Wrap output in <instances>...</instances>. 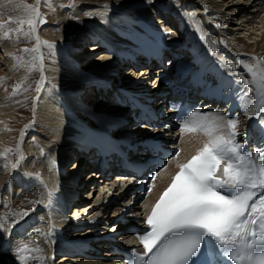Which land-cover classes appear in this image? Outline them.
<instances>
[{"label": "bare ground", "instance_id": "1", "mask_svg": "<svg viewBox=\"0 0 264 264\" xmlns=\"http://www.w3.org/2000/svg\"><path fill=\"white\" fill-rule=\"evenodd\" d=\"M7 1L0 0V5L2 6ZM63 1L65 2L64 5L72 1L77 8L75 7L73 16H67L69 21L66 23V26L62 27L64 22L61 21H56L57 23L55 24H49L50 28L57 27V30L55 29L57 34L51 30L49 34L52 36L50 40H47L37 24V33L39 34L37 36L41 49L40 60L46 75H44L46 81L44 80V85L39 82V85H42L40 87L41 91H35L34 95H39L40 93L38 99L41 98L43 93H51V96L43 103V106L39 103L34 105L32 115L35 120L34 122H31L33 119L25 122L22 133L20 131V138L15 143L16 150L14 149V152L17 151V154L15 158H12L14 162L24 161L30 156V153L34 152L32 150L28 153L25 147L27 143L26 139H28L27 134L29 131H33L32 129L38 131L39 134L41 133L43 135H39L41 138L47 139V141L45 140L41 144L42 147L35 144L34 148L37 152L34 155L38 158L35 159V165L28 167L31 168L29 172L24 171L26 173L25 177L35 178L38 181L37 186L33 184L34 179H31L28 183H24L22 180H16L15 176H12V173L16 170V166H13L8 173L5 174L4 172L5 169L10 168L6 158L12 156L8 153L10 143L4 131L7 129L10 121L16 120L14 114H12V109L7 108H13L12 104L9 103L7 105L6 102L9 100L5 92H0V209L4 203L7 204L10 201L9 198H6V194L13 195L15 200V196H17L16 194L21 188L29 189L37 196L33 201L34 213H30L31 215L19 221L20 223L12 233H6L3 212H0V225L3 229V231L0 230L2 235L0 237V264H106V262L83 261L78 258V255L75 257L71 256L76 254L80 247V235L87 238L93 237L95 229L87 224L86 221L93 216H98L101 207L89 212L88 215H84V213L97 203L100 196H104L103 192L105 190L119 192L122 188L118 189V182L112 181L114 180L113 178L105 183L104 189L100 186L101 183L94 182L91 186L95 184L96 186L91 187V191L86 190L83 196L88 201L82 200L74 204L76 210L77 208H81L77 218H73L70 214L67 215L68 209H64V198L74 192H82L83 187L81 186L85 185L86 182L82 179H75L73 181V174L63 173L62 171V167L77 154L75 152V144L80 136L78 131L73 130L72 126L68 127L66 123H69V121H74V123L86 121L87 112H90L89 114L92 116L99 117L102 122H105L101 117H104L106 114L109 115V112H111L110 108L107 107L110 106L109 101L107 99L100 101L98 94H94V90L91 89V85L99 83L100 79H108L110 72H117L116 64L120 59L115 56L117 52L120 55L124 52H130L133 50L134 43L139 44L137 37H133L131 40L128 36L125 37V32L127 29L130 32L133 31V27H135L140 19L146 21L151 15L156 14V18L164 20L163 14L168 13L167 16H169V19L166 24L169 29L180 33L178 31L179 26H183L184 33H182L181 38L175 39V36H172L170 40L175 45L176 42L178 45L179 43L185 45L179 52L180 58L176 60V65L180 67L186 61L196 63L203 58L205 60L206 71H211L216 67L217 69L224 70L226 73L224 76L225 79L234 77L229 85H226L227 88L225 89L230 94V105L238 108L235 114L230 117L238 120V126L235 129L238 133L236 137L237 141L243 143L245 133L249 127H252L255 134L260 129V132L264 136V121L260 119L261 116H264V112L257 110V89L253 85L251 74L245 68V66H249L253 71L264 73V15L260 17L257 14L259 7L264 11V6L259 5L257 0H231L233 3L230 5L226 4L227 0H222L221 4L219 0H178L176 6L168 9L171 11H166V9H163L164 5L161 7L152 0H143V2L141 0H132L128 4H133V11H136L142 16L136 18L133 16L131 19H128V22L123 17L124 14L128 13L126 9H124L126 13L121 12L123 13L122 15L116 16L111 13V2L117 4L118 0ZM116 4L114 5L116 6ZM224 5H226L225 8L223 7ZM182 6L185 7V10L187 8L192 9V12H189L188 16L190 21L193 22L194 19L196 20L193 24L194 27L190 26V23L186 21V13H181ZM53 7L57 9L58 6L53 4ZM97 10L99 12H96ZM226 10L230 13L228 16L224 12ZM93 11L94 13L92 14ZM191 13H193V16H191ZM231 13L235 19H230ZM95 14L97 16H94ZM250 14L252 15L251 17L248 16ZM219 16L223 19V23L215 20V18H220ZM236 17L239 18L236 19ZM258 17H260L262 23L260 26L252 24V20L258 19ZM131 20H133L132 23ZM38 21L40 24L44 23L41 22L40 17ZM234 21L235 27H230L229 24L232 23L229 22ZM245 24L246 26H244ZM59 26L62 27L61 30H59ZM116 28L122 32V35L115 30ZM244 30L249 33L248 38L251 42L246 40V36H242ZM235 31L237 32L235 33ZM195 32L198 34L197 37ZM114 33L119 36H115ZM134 36H136L135 33ZM73 38H76V41L70 44L69 41ZM49 44L53 47L48 48L46 45ZM63 44H67V56L71 61V63L67 64L68 67H66V70L58 67L59 63L63 61V56H59V48L60 46H64ZM84 46L87 49L83 54L88 53L92 55V53L94 54L99 51V54H96L87 61L89 62L87 65H85L87 62L84 61V56H80L79 54L80 49ZM193 47H197L196 51L204 52L203 56L195 58L194 51L192 50ZM12 48L11 44L0 38V67H3V70L6 71V73L0 74V87L4 85L5 80L11 78L7 75L10 74L12 67H16L17 65L16 59L12 55ZM14 52L16 53V51ZM50 54L57 55L58 57L51 61L49 59ZM121 65L123 68L127 67L124 61L121 62ZM19 69L23 68H15V73ZM170 71L172 70L167 71L166 74ZM24 72V77H20L18 83L28 80L25 77L27 70ZM122 72H126V69H123ZM195 72L196 68L194 67L190 72V76L194 77ZM219 73L220 71H218ZM148 74L149 67L142 69L141 74H137V78L144 86H149V79L154 80V77L149 78ZM152 74L154 75L155 73ZM209 75H211L212 81H214L213 78H216V76L212 73ZM123 78H127V73H123ZM49 79L57 80L59 83L53 85L54 88L52 90L48 87ZM82 80L85 83L83 90V87L79 85V82ZM38 81L41 80L38 79ZM125 81L128 83L125 85L128 86L129 92L130 84H132L129 74L128 79H125ZM116 83L115 81L113 85ZM247 87H251L252 91H245ZM233 96L236 97L234 101ZM96 103L107 106H99ZM95 105L96 109L94 110ZM246 106H248L247 111ZM213 113L228 117L223 112ZM204 114L201 113L200 115L202 116ZM100 115L102 116L100 117ZM199 118L200 116L195 118L190 117L188 121L193 123ZM208 119L211 120L212 117L209 116ZM221 123L223 127L219 131L214 132L213 135H223L228 131L226 121H222ZM37 127L39 129H36ZM22 128L23 125L20 127V130ZM181 132V154L155 178L152 191L143 203L146 208H149L148 212L152 210L162 192L170 185L176 171L182 165L188 163L191 157L197 155L203 149L204 145L209 142V136L203 130H181ZM131 134L133 133L131 132ZM132 136L130 135L131 138L128 137V140H132ZM39 147L40 150H38ZM78 162L76 159L72 163L71 168L74 164L77 165ZM221 168H223V165ZM75 169L76 166L71 170V173ZM17 171H22V165H19ZM82 172L85 171L81 170L77 174V178L82 177L80 174ZM94 172H90L91 177L95 175ZM20 174L23 175L21 172ZM122 176L124 177L123 180H126L129 175ZM16 190H18L17 193ZM96 191L99 193L98 198ZM18 203L12 202L13 206L18 205Z\"/></svg>", "mask_w": 264, "mask_h": 264}, {"label": "snow or ice", "instance_id": "2", "mask_svg": "<svg viewBox=\"0 0 264 264\" xmlns=\"http://www.w3.org/2000/svg\"><path fill=\"white\" fill-rule=\"evenodd\" d=\"M28 11L39 16L35 9ZM27 22L34 32L35 21ZM245 68L257 89V110L264 112V73ZM191 116L200 118L185 120L181 130H203L209 142L181 166L152 208L147 217L150 231L139 237L144 254L136 255L133 264H191L205 237L231 264H264V150L253 154L237 141V119L195 111ZM222 121L228 131L213 135Z\"/></svg>", "mask_w": 264, "mask_h": 264}, {"label": "rangeland", "instance_id": "3", "mask_svg": "<svg viewBox=\"0 0 264 264\" xmlns=\"http://www.w3.org/2000/svg\"><path fill=\"white\" fill-rule=\"evenodd\" d=\"M8 1L6 3L4 2V4L2 6L0 5V38H2L5 42H8L9 44L12 45V47H13L11 49L12 55L16 59L17 65H16V67H12L10 74L7 75L8 77H11L10 78L11 80L7 79L4 81L5 82L4 85H2L0 87V92H5V95H6L7 99L9 100L8 102H6V104L7 105L9 103L12 104L14 109L12 107H7V108L12 109V114H14V118L16 121H14V120L10 121L7 129H5V131H4L6 134V137L9 140V143H10L9 148H8L9 149L8 153H10L12 155L11 157L8 156L6 158L8 165H10V168L5 169L4 172L6 174L9 172V170L13 166H16V170L12 173V176H15L16 180H22V182L28 183L31 181V179H34L33 184H35L37 186L38 181L35 178L25 177L26 173L24 171L26 170L27 172H29V169H31V168H28V167H32L33 165H35V159L38 158L34 155L37 152L34 148L35 144H38L41 146V144H43V142L45 140L47 141V139H44L43 137L41 138L39 136L41 133L39 134L38 131H35L34 129H32L33 131H29V133L27 134L28 139H26L27 143H26L25 147H26V151L28 153H30L32 150H34V152L30 153L29 154L30 156L27 159H25L24 161L20 160V161L14 162V159H12V158H15V156L17 154V151L14 152L15 143L20 138L19 135H21V133L24 129L25 122L27 120L30 121L33 119L32 110L34 108V105L36 103H39L41 106H43V103H45L46 100H48L49 97L51 96V93L50 94L43 93L41 98L38 99L40 93H39V95L38 94L34 95L35 91L40 90V87L42 85H44L45 81H46L45 80L46 75L44 73L43 66L41 65V60H40L41 49H40V44H39V40H38L39 38L37 36V35H39L37 33L38 25H39V29L42 32V34L44 35V37L47 40H50V37L52 35L49 33H51V30H53L55 32V34H57L56 33L57 31H55V29L57 30V27L56 28H50L49 24L51 25V24L57 23L56 21H61V22H64L62 27L66 26V23L69 21V19H67L68 18L67 16L68 15L73 16V13H74L75 9L77 8V6L75 4H73L72 1H69L67 3V5H64L65 2L63 0H8ZM131 1L132 0H129V1L118 0L117 4L111 2V7H112L110 9V10H112L111 13H113V15H116V16L122 15L123 13H126L124 10V9H126L128 11V13L124 14V16H123L126 19V22H128V19H131V17H133V16L135 18L142 16L139 13H137L136 11H133L132 7H134V5L128 4ZM152 1L156 2V4L161 6V7H162V5H164L163 9H166V11H171L168 9L176 6L178 0H152ZM221 1L222 0H219L220 4H221ZM141 2H143V0H141ZM232 3L233 2H231V0H227V2H226V4H229V5ZM53 4L58 6L57 9H54ZM114 4H116V6ZM225 6L226 5H224L223 7L225 8ZM146 8L148 9L147 5H146ZM182 8H184V6L181 7V13L182 14L184 12L186 13V16H185L186 21L188 23H190V26H193L194 21H196V20L194 19L193 22L190 21L189 16H188V12H186V10H183ZM29 9L37 10L40 13L39 17L41 18V22H44V23L40 24L38 21L39 17H37L34 12H29L28 11ZM72 9H74V10H72ZM96 12H99V10H97ZM121 12H123V13H121ZM224 12L226 13L227 16H228V14H230V13H228V10H226ZM93 13H94V11L92 12V14ZM129 13H133V14L129 15ZM152 14H153V12H152ZM257 14L260 15V17L263 16L264 15L263 9H261L259 7V11ZM94 16H97V14H95ZM191 16H193V13H191ZM230 16H231L230 19L231 18L235 19L233 14ZM248 16L251 17L252 15L250 14ZM260 17H258V19H253L252 24L259 25V26L262 25V23L260 21ZM238 18L239 17H236V19H238ZM29 19H33L35 21V31L34 32H32L30 30V26L27 22ZM151 19L156 20V14H153L150 16V18H147L146 22L152 21ZM215 20H218V21L223 23V19H221V17L215 18ZM20 21H24V23L21 25L19 23ZM132 21L133 20H131V23H132ZM153 23H155V22H153ZM175 23H176V21H175ZM229 23H232V24H229L230 27H235V21L229 22ZM238 23H240V22H238ZM263 23H264V21H263ZM244 26H246V24ZM62 27H60L59 30H61ZM155 27H157V26L155 25ZM95 28H97V27H95ZM115 30L118 31V28H116ZM183 30H184L183 26H179L178 31L181 33H184ZM236 32L237 31H235V33ZM118 33L120 35H122L121 31H118ZM195 33H196V37H197L198 34H197V32H195ZM242 33H243L242 36H246L245 37L246 40L251 42V40L248 38L249 33L245 30ZM114 35L119 36L116 33H114ZM125 37H127V35H125ZM179 38H181V36ZM75 41H76V38H73L72 40L69 41V43L73 44ZM91 44H93V43H91ZM63 45L64 46H60V48H59L60 53H61V54L59 53V56H63V61L59 63L58 67L60 69L66 70V67H68L67 64L71 63V61L69 60V58L67 56V53H68L67 48H66L67 44H63ZM84 48H85V46L82 49H80L79 54H80V56H82V55L84 56L85 62H87L89 59L94 57L96 54H99L98 53L99 51L94 53V54L92 53V55H89L88 53L83 54V53H85V50L87 49V48H85V49ZM25 49H27L28 51H25ZM33 49H36V50L33 51ZM14 51H16V53ZM37 56H38V58H37ZM57 57H58L57 55H52V54L49 55V59L51 61L56 59ZM88 63L89 62H87L85 65H87ZM37 64L41 65V66L37 67L38 66ZM28 65L29 66L31 65V66L29 67ZM21 67L23 69H19L15 73V68L18 69ZM25 70H27L25 77L28 80L26 82L18 83V79L20 77H24V74H25L24 71ZM2 73H6V71L3 70V67H0V74H2ZM42 77H43V80H42ZM38 79L41 81H38ZM39 82L42 85H39ZM48 82H49L48 87L50 88V90H52L54 88L53 85H55L56 83L59 84L58 81L54 80V79H49ZM79 85H81V87H83L82 88V90H83L85 88L84 80L80 81ZM16 102H18V103H16ZM96 105L107 106L104 104H96ZM96 105L94 106V110L96 109ZM107 107L111 108L110 106H107ZM34 120L35 119H33L31 122H34ZM22 125H23V128L20 130V127ZM36 129H39V127H37ZM20 131H21V133H20ZM126 133H129V132H126ZM38 150H40V147L38 148ZM28 153H27V155H28ZM32 158H33V160L31 161ZM72 161H73V159H71L63 167V169H65V167H68V164H69V166H71L73 163ZM19 165H22V171H17V169L19 168ZM20 172L23 173V175L20 174ZM84 173L85 172L80 173L81 176ZM17 192H18V190H16V193ZM19 192H18L19 194L18 193L16 194L17 196H15V200H14L13 195L6 194V198H9L10 201H8L7 204L4 203L5 206L2 205V207L0 209V212H3V216H4V220H5V223H4L5 228L4 229H5L6 233H12V231L15 229V227L20 223L19 221L24 220L26 217H28L29 215L34 213L33 201L37 198V196L34 195L29 189H25V188L19 189ZM12 202H17V203L19 202V203H18V205L13 206ZM25 213H26V215H24ZM0 230L3 231L1 225H0ZM1 236L2 235L0 232V237ZM58 262H59V260H58Z\"/></svg>", "mask_w": 264, "mask_h": 264}]
</instances>
